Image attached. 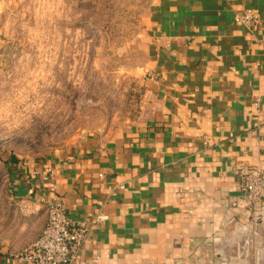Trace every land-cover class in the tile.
I'll return each instance as SVG.
<instances>
[{"label":"crops","instance_id":"0c3cea01","mask_svg":"<svg viewBox=\"0 0 264 264\" xmlns=\"http://www.w3.org/2000/svg\"><path fill=\"white\" fill-rule=\"evenodd\" d=\"M247 8L257 28L236 19ZM4 18L0 7V50ZM263 40L264 0L149 1L117 50L135 59L125 68L142 86L140 115L37 162L55 168L69 217L91 222L72 264H264V200L250 202L234 172L264 168ZM14 184L40 228L3 239L0 264H31L11 252L40 235L50 192L26 170Z\"/></svg>","mask_w":264,"mask_h":264},{"label":"rangeland","instance_id":"374dc122","mask_svg":"<svg viewBox=\"0 0 264 264\" xmlns=\"http://www.w3.org/2000/svg\"><path fill=\"white\" fill-rule=\"evenodd\" d=\"M149 1L0 0V242L40 228L15 204L26 162L140 115L142 86L125 68L135 59L117 50L142 31Z\"/></svg>","mask_w":264,"mask_h":264},{"label":"built area","instance_id":"2783aa9c","mask_svg":"<svg viewBox=\"0 0 264 264\" xmlns=\"http://www.w3.org/2000/svg\"><path fill=\"white\" fill-rule=\"evenodd\" d=\"M236 19L251 28L261 24L259 10L247 8L236 14ZM264 46V40H263ZM26 172L29 179L42 178L48 184L50 195L39 198L45 203L47 222L40 235L19 250L11 252L18 261L31 264H72L87 242L91 229L88 220L74 221L66 212L63 200L57 192L54 178L55 168L52 165L28 163ZM238 177V188L247 193L252 203L264 200V168L258 165L240 164L235 168ZM29 195L35 194L34 186L29 187Z\"/></svg>","mask_w":264,"mask_h":264},{"label":"water","instance_id":"95a60500","mask_svg":"<svg viewBox=\"0 0 264 264\" xmlns=\"http://www.w3.org/2000/svg\"><path fill=\"white\" fill-rule=\"evenodd\" d=\"M262 224V227H263V232H264V220H261L260 222Z\"/></svg>","mask_w":264,"mask_h":264}]
</instances>
